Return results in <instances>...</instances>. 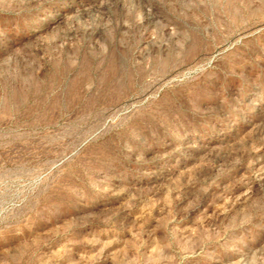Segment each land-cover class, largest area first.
Wrapping results in <instances>:
<instances>
[{
    "label": "rangeland",
    "instance_id": "1",
    "mask_svg": "<svg viewBox=\"0 0 264 264\" xmlns=\"http://www.w3.org/2000/svg\"><path fill=\"white\" fill-rule=\"evenodd\" d=\"M0 264H264V0H0Z\"/></svg>",
    "mask_w": 264,
    "mask_h": 264
}]
</instances>
